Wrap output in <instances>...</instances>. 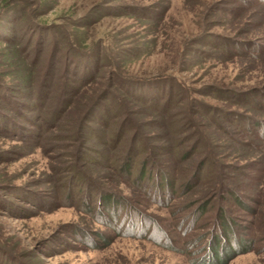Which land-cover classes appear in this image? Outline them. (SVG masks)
<instances>
[{
	"label": "rangeland",
	"instance_id": "1",
	"mask_svg": "<svg viewBox=\"0 0 264 264\" xmlns=\"http://www.w3.org/2000/svg\"><path fill=\"white\" fill-rule=\"evenodd\" d=\"M0 264H264V0H0Z\"/></svg>",
	"mask_w": 264,
	"mask_h": 264
},
{
	"label": "trees",
	"instance_id": "2",
	"mask_svg": "<svg viewBox=\"0 0 264 264\" xmlns=\"http://www.w3.org/2000/svg\"><path fill=\"white\" fill-rule=\"evenodd\" d=\"M90 157V156H89ZM89 157H87V158H89Z\"/></svg>",
	"mask_w": 264,
	"mask_h": 264
}]
</instances>
